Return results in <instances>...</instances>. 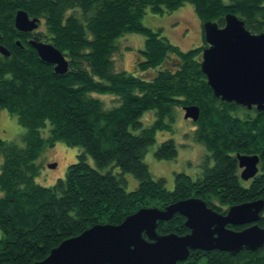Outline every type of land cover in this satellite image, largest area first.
<instances>
[{"label":"trees","instance_id":"trees-1","mask_svg":"<svg viewBox=\"0 0 264 264\" xmlns=\"http://www.w3.org/2000/svg\"><path fill=\"white\" fill-rule=\"evenodd\" d=\"M185 3L201 21L203 44L183 51L141 20L147 10L162 15ZM19 9L37 17L43 31L15 29ZM227 13L242 19L251 33L264 32V0H0V44L10 52L0 54V109L26 128L22 146L0 138V264L42 260L64 239L94 224H119L139 208H163L198 197L225 213L235 204L264 201V173L249 186L241 185L235 173V153L243 152L261 153L264 170V112L216 98L200 67L207 47L203 24L212 21L221 27ZM126 33L144 36L135 70L153 69L152 77L114 69L112 57ZM32 36L66 55L65 73H54L53 66L38 57L27 42ZM94 93L117 97V105L106 108ZM187 105L200 109L198 120L192 121L194 139L208 154L199 175L175 173L174 189L169 191L163 178H152L143 159L157 131L169 128L166 117L172 120L174 108ZM149 110H155L156 119L143 127L140 118ZM47 123L44 138L41 130ZM56 142L82 152L64 178L51 186L39 185L35 161L46 145ZM154 154L158 159L175 158L174 141H163ZM87 155L96 168L86 162ZM126 172L138 180L132 191L123 186ZM184 222L174 214L158 221L156 232L185 235L189 230ZM257 224L264 228V210ZM178 264H264V245L235 254L191 250Z\"/></svg>","mask_w":264,"mask_h":264},{"label":"water","instance_id":"water-1","mask_svg":"<svg viewBox=\"0 0 264 264\" xmlns=\"http://www.w3.org/2000/svg\"><path fill=\"white\" fill-rule=\"evenodd\" d=\"M39 22L23 9L15 12L14 27L20 32H34ZM203 33L207 47L202 50L200 67L214 96L264 112V32L251 33L242 19L227 13L223 26L207 21ZM27 42L43 62L53 66L54 73L68 70L66 55L54 45L36 36ZM0 54L9 56L10 52L0 44ZM183 111L185 119L198 120V106L187 105ZM237 159L243 167L241 177L253 176L257 156L237 155ZM55 166L49 164L50 168ZM263 210L264 201L257 199L232 205L222 213L198 197L178 200L163 208H139L119 224H94L64 239L45 258L31 264H178L188 258L191 250L232 254L242 249L255 251L264 245V228L257 224ZM174 214L185 218L188 233L158 234V221H167ZM228 225L244 227L234 230Z\"/></svg>","mask_w":264,"mask_h":264},{"label":"rangeland","instance_id":"rangeland-1","mask_svg":"<svg viewBox=\"0 0 264 264\" xmlns=\"http://www.w3.org/2000/svg\"><path fill=\"white\" fill-rule=\"evenodd\" d=\"M142 24L153 30H159L171 44L186 51L203 44L201 21L197 17L191 4L185 3L183 6L171 13L162 15L152 14L148 10L142 17ZM43 31L39 24L34 32ZM118 51L113 55L114 69L116 71L126 70L145 78H150L155 74V70L150 69L144 73L135 70V64L139 60L140 50L144 47V36L137 33H126L118 39ZM104 102L106 108L117 105V97L113 95L92 94ZM184 111L180 107L174 108L172 120L166 117L165 123L169 124L166 130L157 131L155 141L150 145L144 155V162L147 164L152 178H163L165 188L169 191L174 189V174L184 172L195 178L201 171V162L208 151L205 146L194 139L195 125L190 119H185ZM241 116L242 110L238 111ZM156 119L155 110L146 111L140 118L143 127L149 126ZM49 123L41 130L44 138L48 136ZM26 128L18 124L16 116L11 115L7 110L0 109V138L7 141H14L23 145L21 136ZM172 139L175 143L177 155L172 159H158L155 156L157 147L165 140ZM82 152L80 147H70L62 142H56L53 146L46 145L35 163L39 167V173L35 178L36 183L42 186H51L57 179L64 178L67 167L78 160V155ZM2 159L0 158V164ZM86 162L93 168L96 165L90 156H86ZM55 163L54 168L49 164ZM111 169H100L106 172ZM114 173H120L117 167L112 168ZM127 191H132L138 186V180L132 173L122 174ZM2 192H0V196ZM1 237V231H0Z\"/></svg>","mask_w":264,"mask_h":264},{"label":"flooded vegetation","instance_id":"flooded-vegetation-1","mask_svg":"<svg viewBox=\"0 0 264 264\" xmlns=\"http://www.w3.org/2000/svg\"><path fill=\"white\" fill-rule=\"evenodd\" d=\"M32 37H34V36H32ZM238 106H240V105H238ZM242 107H244V106H242ZM247 110L253 111V110H256V109H255V107H253V108L247 109ZM260 154L261 153H251V152L235 153L236 162H237V166H236V169H235V173L238 176V180L241 183V185L249 186L254 181V179L256 178L257 175L264 173V170H263V167H262V163H261V155ZM237 155L257 156L258 162L256 164V172L254 173L253 176L249 177L248 179H243L241 177V172L243 170V167H240L239 166L238 159H237Z\"/></svg>","mask_w":264,"mask_h":264}]
</instances>
